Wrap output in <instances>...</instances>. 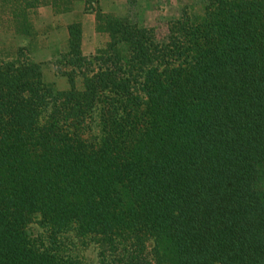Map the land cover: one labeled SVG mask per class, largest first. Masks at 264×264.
Returning <instances> with one entry per match:
<instances>
[{
	"label": "trees",
	"instance_id": "1",
	"mask_svg": "<svg viewBox=\"0 0 264 264\" xmlns=\"http://www.w3.org/2000/svg\"><path fill=\"white\" fill-rule=\"evenodd\" d=\"M79 3L109 40L85 55L67 26V89L0 33V264H264V0L163 34L100 0H0V32Z\"/></svg>",
	"mask_w": 264,
	"mask_h": 264
},
{
	"label": "rangeland",
	"instance_id": "2",
	"mask_svg": "<svg viewBox=\"0 0 264 264\" xmlns=\"http://www.w3.org/2000/svg\"><path fill=\"white\" fill-rule=\"evenodd\" d=\"M204 0H105L104 12L114 13L119 16H129L138 22L149 26L156 27L163 34L166 32L167 24L170 20L177 19L184 10L198 9ZM80 4V3H79ZM79 9L82 10L80 5ZM78 9V8H77ZM83 11L77 13L78 19L73 22L85 21L83 26L82 50L85 55L95 54L99 48L105 47L109 40L107 34L97 32L96 27H90L89 20L86 16L91 11ZM94 13V12H91ZM84 14V16H83ZM95 14V13H94ZM57 15H54V17ZM76 16L70 14L64 15L61 23L57 22L56 17L47 19L46 16H38L35 19L36 29L40 35L35 38L18 37L14 39L9 33H2V41L4 45L24 46L28 49L30 56L43 64L44 79L46 82L55 83L59 89L69 88L68 77L63 75L62 70L70 69L60 66L59 59L67 50L68 46V30L67 26ZM83 16V17H82ZM96 20V14H95ZM84 20V21H83ZM68 23V24H65ZM83 25V23H82ZM45 32V33H43ZM43 33V34H42ZM84 43V44H83ZM58 65L60 66L59 68ZM78 87H82V77L77 75ZM37 224L30 226V232L37 235L40 232ZM87 257L92 259L95 257L93 250L87 252Z\"/></svg>",
	"mask_w": 264,
	"mask_h": 264
},
{
	"label": "crops",
	"instance_id": "3",
	"mask_svg": "<svg viewBox=\"0 0 264 264\" xmlns=\"http://www.w3.org/2000/svg\"><path fill=\"white\" fill-rule=\"evenodd\" d=\"M104 1H105V0H100V5H101L102 7H104ZM79 5H80L81 8H82V7L85 8V6H84L83 3H80ZM77 8H78V9H77ZM77 8H76L74 11L70 12V13H66V14H70V16H71V15L73 16V15L76 14V16L71 20L70 23H72L75 19H78V18H79V17L77 16V13H80V12L83 11V8H82V10L79 9V6H78ZM103 10H104V9H103ZM104 11H106V10H104ZM66 14H61V15H57V16H55L56 19H57V22L61 23L62 18H64L63 16L66 15ZM38 16H40V17H42V16H46L47 19L55 18V17H54V13H53V11H52V8L49 7V6H45V7H41V8H39V9H38ZM83 16H84V14H83ZM83 16H82V17H83ZM86 16H87V18H88V20H89L88 23H89L90 27L95 28V27H96V20H95V17H94L95 14L89 12L88 14H86ZM83 21H84V20H83ZM82 23H83V26H84V28H85V21L82 22ZM65 24H68V23H65ZM83 44H84V43H83Z\"/></svg>",
	"mask_w": 264,
	"mask_h": 264
}]
</instances>
